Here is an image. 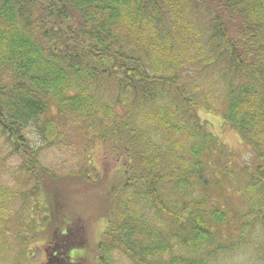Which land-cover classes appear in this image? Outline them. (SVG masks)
<instances>
[{"label": "trees", "instance_id": "trees-1", "mask_svg": "<svg viewBox=\"0 0 264 264\" xmlns=\"http://www.w3.org/2000/svg\"><path fill=\"white\" fill-rule=\"evenodd\" d=\"M216 75L223 94L200 97ZM96 145L102 175L89 156L68 170L97 200L92 264H264V0H0V151L29 189L0 187V229L46 202L45 264H78L89 217L53 224L73 193L42 153Z\"/></svg>", "mask_w": 264, "mask_h": 264}, {"label": "rangeland", "instance_id": "rangeland-1", "mask_svg": "<svg viewBox=\"0 0 264 264\" xmlns=\"http://www.w3.org/2000/svg\"><path fill=\"white\" fill-rule=\"evenodd\" d=\"M217 75L206 78L207 85L201 88L200 97H203L208 91L214 96L223 94V90L220 88L223 81ZM213 122L218 125V118H214ZM223 132H225L223 143L228 147V151L235 155L233 159L240 165L252 164L255 159H252L253 154L246 148L245 144L235 134L229 133L224 129L221 135ZM77 147L80 146H73L64 151H58L55 148L45 150L42 153L41 161L55 173L63 171L60 174L63 184L62 190L73 193L70 200L71 211H62L59 219L53 224L64 233L66 227L70 224L69 217L71 213H75L79 217H89V226L88 223L80 224L87 233L88 244L85 248H77L69 252L71 263L77 259L76 263L78 264H92L93 250L100 240L102 231V226L98 225V223L96 224L95 214H97V207L95 208V204L97 200L94 191L92 194L89 191L90 195L84 194L86 188L77 181V173L72 174L68 170L79 169L78 164L85 161L83 156H89L90 164L98 171L99 175H102V172L106 171V167L112 159L110 157L111 154H107L105 146H93L87 153H85V149L78 151ZM0 162V187L5 185L11 189L21 190L23 193L28 192L29 189L19 186L20 182L17 181L21 174L19 160L14 157L8 158L5 152L0 151ZM113 168L108 169L107 178L113 176ZM242 184L244 185V182ZM100 192L101 190L96 191L97 196ZM26 197L34 198L31 197V194H27ZM24 206L23 202L20 203L17 200L8 206V212L4 215V223L0 229L1 237L3 238L2 246L0 244V264H45L46 252L51 251L48 249L51 247L50 243L52 242L50 226H53L52 222L55 217L50 212L48 204L46 202L45 204L43 203V208H37L36 212L34 202L31 200L28 204V215L22 214ZM37 214L41 215V221L36 217ZM44 218L48 219L45 220ZM43 221H46L45 225H42ZM38 232L43 233V235L41 237L35 235Z\"/></svg>", "mask_w": 264, "mask_h": 264}]
</instances>
